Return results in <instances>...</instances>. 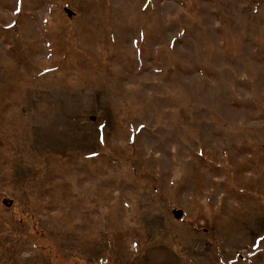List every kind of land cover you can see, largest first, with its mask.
<instances>
[{"label": "rangeland", "instance_id": "rangeland-1", "mask_svg": "<svg viewBox=\"0 0 264 264\" xmlns=\"http://www.w3.org/2000/svg\"><path fill=\"white\" fill-rule=\"evenodd\" d=\"M263 229L264 0H0V264H246Z\"/></svg>", "mask_w": 264, "mask_h": 264}, {"label": "crops", "instance_id": "crops-1", "mask_svg": "<svg viewBox=\"0 0 264 264\" xmlns=\"http://www.w3.org/2000/svg\"><path fill=\"white\" fill-rule=\"evenodd\" d=\"M262 237H264V229L261 231V232H259V233H257V234H255L254 235V240L252 241V243H255L254 244V247H253V258L251 257V259H244V260H246V264H260L262 261L264 262V258L263 259H261V260H259V257H257V255L259 254V253H261V251H264V245L262 244L263 242H262ZM260 242V244H258L257 242ZM155 251V250H154Z\"/></svg>", "mask_w": 264, "mask_h": 264}, {"label": "snow or ice", "instance_id": "snow-or-ice-1", "mask_svg": "<svg viewBox=\"0 0 264 264\" xmlns=\"http://www.w3.org/2000/svg\"><path fill=\"white\" fill-rule=\"evenodd\" d=\"M19 10H20V9H19V8H17V12H19ZM261 239H262V240H264V237H262ZM257 243H259V241H258Z\"/></svg>", "mask_w": 264, "mask_h": 264}, {"label": "water", "instance_id": "water-1", "mask_svg": "<svg viewBox=\"0 0 264 264\" xmlns=\"http://www.w3.org/2000/svg\"><path fill=\"white\" fill-rule=\"evenodd\" d=\"M175 215H176V216H178V215H179V212H178V211H176V212H175Z\"/></svg>", "mask_w": 264, "mask_h": 264}]
</instances>
